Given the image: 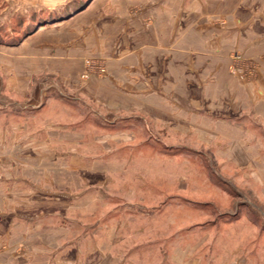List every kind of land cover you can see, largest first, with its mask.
Listing matches in <instances>:
<instances>
[{
	"label": "rangeland",
	"instance_id": "374dc122",
	"mask_svg": "<svg viewBox=\"0 0 264 264\" xmlns=\"http://www.w3.org/2000/svg\"><path fill=\"white\" fill-rule=\"evenodd\" d=\"M262 229L264 0H0V264H264Z\"/></svg>",
	"mask_w": 264,
	"mask_h": 264
},
{
	"label": "trees",
	"instance_id": "16d2710c",
	"mask_svg": "<svg viewBox=\"0 0 264 264\" xmlns=\"http://www.w3.org/2000/svg\"><path fill=\"white\" fill-rule=\"evenodd\" d=\"M176 148V147H175ZM183 148H185V146L183 147ZM183 148H181V149H183ZM176 149H178V148H176ZM186 149V148H185ZM176 151H178V150H174V152H176ZM194 152H197V151H195L194 150ZM213 182V181H212ZM213 184H217V182L215 183V182H213L211 185H213ZM221 186H225V184L224 183H222L221 184ZM219 187V186H218ZM224 192H226L227 193V195L228 196H230V197H233V198H235V199H239V197H240V195H239V193L237 192V191H235V190H233V189H229V190H227L226 188H221ZM202 204L201 205H203V206H205V207H210V205L212 206L213 204L211 203V202H201ZM240 203V202H239ZM239 206H241V204H238V205H235V207H234V209H232L231 211H230V213H228V212H220V213H218V217H220L221 218V216H227V215H232V216H234V218L232 219H229L226 223L227 224H231V223H233V222H235V221H237L241 216H243V213H241L242 212V210L241 211H238V209H239ZM232 211H234V213L232 212ZM245 216V215H244ZM231 217V216H230ZM261 229V228H260ZM262 230H264V229H262Z\"/></svg>",
	"mask_w": 264,
	"mask_h": 264
},
{
	"label": "crops",
	"instance_id": "0c3cea01",
	"mask_svg": "<svg viewBox=\"0 0 264 264\" xmlns=\"http://www.w3.org/2000/svg\"><path fill=\"white\" fill-rule=\"evenodd\" d=\"M177 106H178V105H177ZM190 264H200V263H195V262H194V263H190Z\"/></svg>",
	"mask_w": 264,
	"mask_h": 264
}]
</instances>
